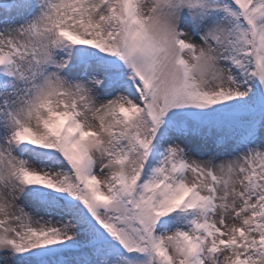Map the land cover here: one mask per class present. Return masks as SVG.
<instances>
[{
    "label": "snow or ice",
    "instance_id": "snow-or-ice-1",
    "mask_svg": "<svg viewBox=\"0 0 264 264\" xmlns=\"http://www.w3.org/2000/svg\"><path fill=\"white\" fill-rule=\"evenodd\" d=\"M0 264H264V0H0Z\"/></svg>",
    "mask_w": 264,
    "mask_h": 264
}]
</instances>
